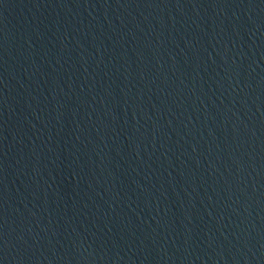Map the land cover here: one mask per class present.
I'll use <instances>...</instances> for the list:
<instances>
[{"label":"water","instance_id":"95a60500","mask_svg":"<svg viewBox=\"0 0 264 264\" xmlns=\"http://www.w3.org/2000/svg\"><path fill=\"white\" fill-rule=\"evenodd\" d=\"M0 264H264V20L0 0Z\"/></svg>","mask_w":264,"mask_h":264}]
</instances>
